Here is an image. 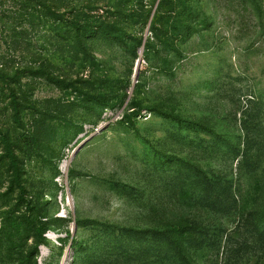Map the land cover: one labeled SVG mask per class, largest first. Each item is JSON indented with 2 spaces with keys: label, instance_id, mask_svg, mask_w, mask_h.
<instances>
[{
  "label": "rangeland",
  "instance_id": "obj_1",
  "mask_svg": "<svg viewBox=\"0 0 264 264\" xmlns=\"http://www.w3.org/2000/svg\"><path fill=\"white\" fill-rule=\"evenodd\" d=\"M0 264H264V0H0Z\"/></svg>",
  "mask_w": 264,
  "mask_h": 264
},
{
  "label": "trees",
  "instance_id": "obj_2",
  "mask_svg": "<svg viewBox=\"0 0 264 264\" xmlns=\"http://www.w3.org/2000/svg\"><path fill=\"white\" fill-rule=\"evenodd\" d=\"M11 99H14V100L13 101H10V103L8 104V106L10 107L11 113L15 117L19 113V110H20L22 104L20 103V100L18 99V97H14V98H11Z\"/></svg>",
  "mask_w": 264,
  "mask_h": 264
}]
</instances>
